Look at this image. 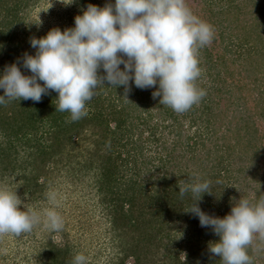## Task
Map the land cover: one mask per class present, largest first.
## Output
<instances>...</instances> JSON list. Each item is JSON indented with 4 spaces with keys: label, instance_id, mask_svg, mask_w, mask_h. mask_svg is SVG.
Returning <instances> with one entry per match:
<instances>
[{
    "label": "trees",
    "instance_id": "1",
    "mask_svg": "<svg viewBox=\"0 0 264 264\" xmlns=\"http://www.w3.org/2000/svg\"><path fill=\"white\" fill-rule=\"evenodd\" d=\"M43 1L0 0V74L7 65L20 66L26 53L36 54L30 18ZM201 1L186 5L212 26L214 39L197 53L201 76L195 84L207 94L188 111L177 113L159 103L162 97L153 99L158 84L140 89L134 82L126 94L124 86L100 85L86 102L87 116L75 122L70 113L56 111L55 91L40 102L0 105V188L17 194L21 210L39 212L60 186L90 187L116 249L110 264H222L209 251L219 236L186 210L203 196L199 207L223 218L241 198L264 199V0ZM70 2L61 21L65 29L89 4L105 7L115 0ZM98 75L106 73L101 68ZM155 118L161 121L152 126ZM160 127L173 138L160 146L166 153L153 159L145 144ZM157 168L163 176L147 184ZM197 179L210 182L209 193L181 196L179 182ZM60 231L63 242L45 231L37 257H25L33 264H72L80 248L67 239L65 222ZM35 232L36 226L9 235L34 244ZM248 254L259 264L262 251L253 243Z\"/></svg>",
    "mask_w": 264,
    "mask_h": 264
},
{
    "label": "clouds",
    "instance_id": "2",
    "mask_svg": "<svg viewBox=\"0 0 264 264\" xmlns=\"http://www.w3.org/2000/svg\"><path fill=\"white\" fill-rule=\"evenodd\" d=\"M213 39L212 26L194 15L186 0H115L105 7L89 4L75 17L74 27H57L44 37L30 39L37 51L25 54L23 67L32 75L22 73L17 63L5 67L0 74L4 91L0 105L15 99L40 102L43 95L55 91L56 111L70 113V122H75L87 116L86 102L100 85L124 86L126 94L134 82L140 89L158 84L153 99L162 97L161 105L183 113L207 94L195 84L201 76L197 53ZM101 68L106 75H98ZM209 187L210 182L199 179L179 182V193L197 197L209 193ZM47 195L54 206L41 215L31 208L21 210L17 194L0 188V235L29 233L41 222L49 230H61L64 222L56 210L57 195ZM202 197L186 211L199 218L201 227H211L219 236L209 243V251L222 264H253L248 248L256 234L264 239V199L252 203L241 198L221 218L199 207ZM86 262L85 255L77 254L72 264Z\"/></svg>",
    "mask_w": 264,
    "mask_h": 264
},
{
    "label": "rangeland",
    "instance_id": "3",
    "mask_svg": "<svg viewBox=\"0 0 264 264\" xmlns=\"http://www.w3.org/2000/svg\"><path fill=\"white\" fill-rule=\"evenodd\" d=\"M70 1L71 0H44L43 3L32 12L30 18L31 24L33 25L32 31H34L33 37L36 38L39 36V31H45L44 34H47L50 30L57 27L64 30L65 28L62 26L61 21L62 19L64 20L65 14L63 13L65 9L68 8L67 5L71 3ZM194 1L195 5L201 4L202 2L201 0ZM33 51L37 50L33 49ZM19 67L25 75H32L30 70L23 67L22 62H20ZM204 82L206 83L205 80L203 83ZM207 82H209L208 79ZM249 102L253 106L254 102ZM158 121H161L160 118H155L150 123L153 126L155 123H159ZM185 124L189 126L188 121H186ZM160 126H162L161 123ZM163 131L164 129L160 127L154 137L145 144L147 156L153 159H156L158 156H163L166 153L163 149L161 150L160 146L166 140L173 138L169 130ZM148 134L150 135L149 131H147L144 136L148 137ZM162 134L164 136H162ZM156 163L158 162L156 161ZM151 165H154V162ZM164 172V170L162 171V169L157 168L155 179L150 180V178H148L147 184L162 177ZM263 173L264 171H262V174ZM69 185L70 186L67 187L62 185L64 188H67L66 190H63L61 186L56 190L58 200V207H56V210L62 216L63 222L67 225V229L70 233L67 239L78 245L80 254L87 257L86 264H110L116 257V249L110 241V235L106 232L107 224L101 207L97 205L98 198L94 197L93 191H91V188L88 186H80L81 184H79V186H73V183ZM9 191L14 193L13 190ZM53 206L52 203H49L43 210H38L40 214L43 215L45 209ZM45 231H49V229L44 226L43 222L36 225V232L32 235V242L35 245L27 242V237L19 240L15 239L14 236L5 234L4 236L6 239L4 240V244H0V264H33L34 261L32 260L31 262L25 255L33 259L37 257L38 252L35 247L40 244ZM54 233L58 242L64 241L65 236L60 230ZM253 245L262 251L259 264H264V239H262L259 234L254 236Z\"/></svg>",
    "mask_w": 264,
    "mask_h": 264
}]
</instances>
